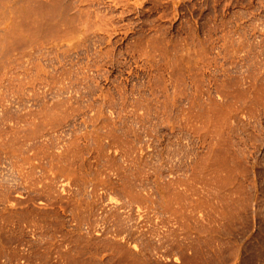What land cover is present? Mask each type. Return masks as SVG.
<instances>
[{"label": "rangeland", "instance_id": "rangeland-1", "mask_svg": "<svg viewBox=\"0 0 264 264\" xmlns=\"http://www.w3.org/2000/svg\"><path fill=\"white\" fill-rule=\"evenodd\" d=\"M0 264H264V0H0Z\"/></svg>", "mask_w": 264, "mask_h": 264}]
</instances>
